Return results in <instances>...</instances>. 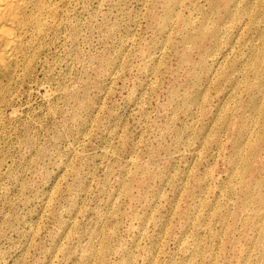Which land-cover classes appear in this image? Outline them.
Returning a JSON list of instances; mask_svg holds the SVG:
<instances>
[{
  "label": "rangeland",
  "instance_id": "374dc122",
  "mask_svg": "<svg viewBox=\"0 0 264 264\" xmlns=\"http://www.w3.org/2000/svg\"><path fill=\"white\" fill-rule=\"evenodd\" d=\"M36 1L0 264H264V0Z\"/></svg>",
  "mask_w": 264,
  "mask_h": 264
},
{
  "label": "bare ground",
  "instance_id": "6f19581e",
  "mask_svg": "<svg viewBox=\"0 0 264 264\" xmlns=\"http://www.w3.org/2000/svg\"><path fill=\"white\" fill-rule=\"evenodd\" d=\"M43 10L44 7L42 5H39L38 1L36 0H0V123L2 119V101L5 95V91H7V85H5L4 80H11L13 78V74L16 70V65L20 60H22L21 53L23 52H21V49H23L25 38H27L28 34H31L35 30H42L41 26ZM10 87L11 86H9V88ZM8 92L9 91H7V93ZM7 93L6 95H8L9 97L10 93ZM1 165L2 161L0 160V170L2 168Z\"/></svg>",
  "mask_w": 264,
  "mask_h": 264
}]
</instances>
